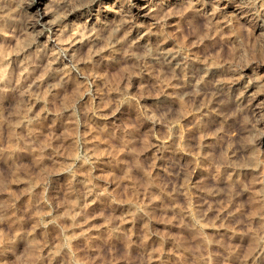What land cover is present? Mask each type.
<instances>
[{
	"label": "rangeland",
	"instance_id": "374dc122",
	"mask_svg": "<svg viewBox=\"0 0 264 264\" xmlns=\"http://www.w3.org/2000/svg\"><path fill=\"white\" fill-rule=\"evenodd\" d=\"M0 264H264V0H0Z\"/></svg>",
	"mask_w": 264,
	"mask_h": 264
},
{
	"label": "bare ground",
	"instance_id": "6f19581e",
	"mask_svg": "<svg viewBox=\"0 0 264 264\" xmlns=\"http://www.w3.org/2000/svg\"><path fill=\"white\" fill-rule=\"evenodd\" d=\"M44 9H46V7H45ZM44 14H45V15L42 16V19L46 18V15H47L46 12H44ZM56 26H57V25H56ZM57 29H58V28H57ZM74 44H75V43H74ZM163 57H164V56H163ZM164 59H165V58H164ZM169 59H170V58H169ZM176 63H177V62H176ZM169 65H170V64H169ZM175 67H176V66H175Z\"/></svg>",
	"mask_w": 264,
	"mask_h": 264
}]
</instances>
